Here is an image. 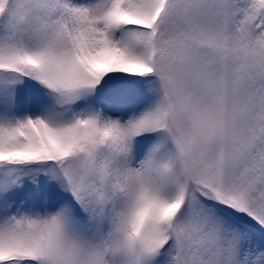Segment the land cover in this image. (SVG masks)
Wrapping results in <instances>:
<instances>
[{
  "label": "snow or ice",
  "instance_id": "1",
  "mask_svg": "<svg viewBox=\"0 0 264 264\" xmlns=\"http://www.w3.org/2000/svg\"><path fill=\"white\" fill-rule=\"evenodd\" d=\"M0 264H264V0H0Z\"/></svg>",
  "mask_w": 264,
  "mask_h": 264
}]
</instances>
